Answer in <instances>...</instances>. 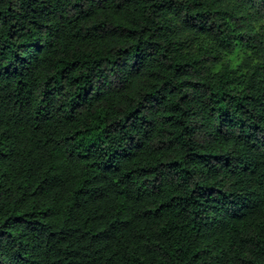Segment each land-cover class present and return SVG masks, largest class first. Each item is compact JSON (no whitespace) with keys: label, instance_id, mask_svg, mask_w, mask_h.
I'll use <instances>...</instances> for the list:
<instances>
[{"label":"trees","instance_id":"16d2710c","mask_svg":"<svg viewBox=\"0 0 264 264\" xmlns=\"http://www.w3.org/2000/svg\"><path fill=\"white\" fill-rule=\"evenodd\" d=\"M0 264H264V0H0Z\"/></svg>","mask_w":264,"mask_h":264}]
</instances>
